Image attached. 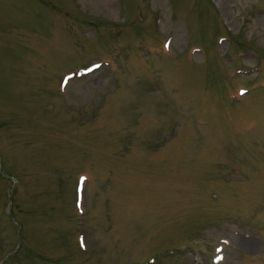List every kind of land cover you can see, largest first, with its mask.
Here are the masks:
<instances>
[{"label": "rangeland", "instance_id": "374dc122", "mask_svg": "<svg viewBox=\"0 0 264 264\" xmlns=\"http://www.w3.org/2000/svg\"><path fill=\"white\" fill-rule=\"evenodd\" d=\"M0 264H264V0H0Z\"/></svg>", "mask_w": 264, "mask_h": 264}, {"label": "bare ground", "instance_id": "6f19581e", "mask_svg": "<svg viewBox=\"0 0 264 264\" xmlns=\"http://www.w3.org/2000/svg\"><path fill=\"white\" fill-rule=\"evenodd\" d=\"M250 243V242H249ZM247 250V249H246Z\"/></svg>", "mask_w": 264, "mask_h": 264}]
</instances>
